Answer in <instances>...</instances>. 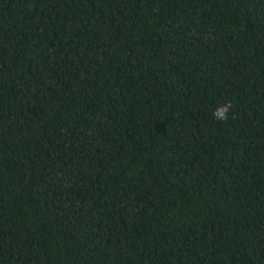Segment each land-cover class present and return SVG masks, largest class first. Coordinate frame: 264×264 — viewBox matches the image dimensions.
<instances>
[{
	"label": "trees",
	"instance_id": "16d2710c",
	"mask_svg": "<svg viewBox=\"0 0 264 264\" xmlns=\"http://www.w3.org/2000/svg\"><path fill=\"white\" fill-rule=\"evenodd\" d=\"M0 264H264V0H0Z\"/></svg>",
	"mask_w": 264,
	"mask_h": 264
},
{
	"label": "clouds",
	"instance_id": "9594fccd",
	"mask_svg": "<svg viewBox=\"0 0 264 264\" xmlns=\"http://www.w3.org/2000/svg\"><path fill=\"white\" fill-rule=\"evenodd\" d=\"M232 108L231 102H227L221 106H219L214 112L213 116L216 119L223 120V121H228L229 119V112Z\"/></svg>",
	"mask_w": 264,
	"mask_h": 264
}]
</instances>
